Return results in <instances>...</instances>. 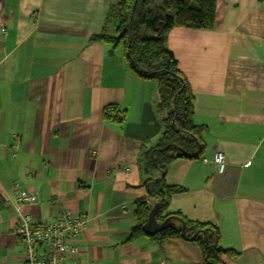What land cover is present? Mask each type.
<instances>
[{"label": "crops", "instance_id": "1", "mask_svg": "<svg viewBox=\"0 0 264 264\" xmlns=\"http://www.w3.org/2000/svg\"><path fill=\"white\" fill-rule=\"evenodd\" d=\"M118 1L0 0V264H22L15 183L37 193L20 208L37 222L58 210L85 217L77 252L57 264L202 263L189 241L129 239L136 203L156 202L145 183L159 174L141 164L162 117L156 82L139 78L124 51L110 56L90 41ZM167 48L191 89L204 148L165 166V185L178 191L156 222L209 225L222 249L238 253L223 264H264V0H216L212 30L173 28ZM106 106L117 118H103Z\"/></svg>", "mask_w": 264, "mask_h": 264}, {"label": "trees", "instance_id": "2", "mask_svg": "<svg viewBox=\"0 0 264 264\" xmlns=\"http://www.w3.org/2000/svg\"><path fill=\"white\" fill-rule=\"evenodd\" d=\"M215 6L216 0H119L109 7L101 33L90 39L106 46L110 56L122 48L130 69L139 78L156 82V111L162 117V132L158 145L144 153L141 166L146 175L159 174L158 179L145 183L149 196L159 203L157 216L169 195L178 191L165 185V166L172 160L197 158L204 148L201 140L204 128L193 123L192 92L177 69L174 55L167 48V34L173 28L212 30ZM142 27L151 33V38L141 37ZM103 118H117L116 108L106 106ZM151 207L142 201L136 203L137 224L129 239L143 234L141 228ZM167 218L171 227L150 237L159 245L173 239L192 242L201 251V264H223L222 256H238L234 250L220 247L216 228L185 221L176 215H168L160 223Z\"/></svg>", "mask_w": 264, "mask_h": 264}, {"label": "built area", "instance_id": "3", "mask_svg": "<svg viewBox=\"0 0 264 264\" xmlns=\"http://www.w3.org/2000/svg\"><path fill=\"white\" fill-rule=\"evenodd\" d=\"M213 165L218 174L225 172L222 152L215 154ZM36 198L35 191L22 189L18 183L12 186L10 199L18 213L15 233L24 243L22 264H57L65 255L77 252L71 243L82 232L86 219L75 216L69 210H58L52 222H37L31 214L20 210L23 206L34 204Z\"/></svg>", "mask_w": 264, "mask_h": 264}, {"label": "water", "instance_id": "4", "mask_svg": "<svg viewBox=\"0 0 264 264\" xmlns=\"http://www.w3.org/2000/svg\"><path fill=\"white\" fill-rule=\"evenodd\" d=\"M159 210V203H155L153 207L150 209L149 214L147 216V219L145 223L143 224L141 230L142 233L147 235V236H153L162 230L166 229L167 227H171L170 224L168 223L169 218L165 219L161 223L156 222V216ZM184 225L183 223L181 224V235L184 233Z\"/></svg>", "mask_w": 264, "mask_h": 264}, {"label": "rangeland", "instance_id": "5", "mask_svg": "<svg viewBox=\"0 0 264 264\" xmlns=\"http://www.w3.org/2000/svg\"><path fill=\"white\" fill-rule=\"evenodd\" d=\"M140 35L143 38H151V33L147 29H145L144 27L141 28ZM116 52H117V54L121 55V59H122V57H123V49L122 48H118L116 50Z\"/></svg>", "mask_w": 264, "mask_h": 264}]
</instances>
